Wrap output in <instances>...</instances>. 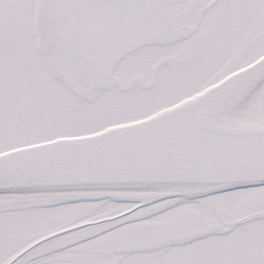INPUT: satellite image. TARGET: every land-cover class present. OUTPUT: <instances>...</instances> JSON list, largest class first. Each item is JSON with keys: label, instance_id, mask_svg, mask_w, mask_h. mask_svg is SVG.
I'll return each mask as SVG.
<instances>
[{"label": "snow or ice", "instance_id": "obj_1", "mask_svg": "<svg viewBox=\"0 0 264 264\" xmlns=\"http://www.w3.org/2000/svg\"><path fill=\"white\" fill-rule=\"evenodd\" d=\"M0 264H264V0H0Z\"/></svg>", "mask_w": 264, "mask_h": 264}]
</instances>
